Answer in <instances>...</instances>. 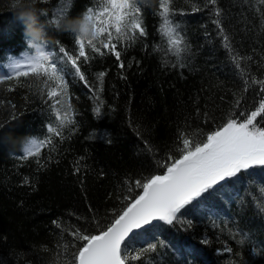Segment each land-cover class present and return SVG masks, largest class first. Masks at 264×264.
Here are the masks:
<instances>
[{
	"label": "trees",
	"instance_id": "obj_1",
	"mask_svg": "<svg viewBox=\"0 0 264 264\" xmlns=\"http://www.w3.org/2000/svg\"><path fill=\"white\" fill-rule=\"evenodd\" d=\"M65 2L38 0L36 8L47 50L64 46L76 55L75 34L50 23ZM67 3L62 22L83 18L89 8L100 11L105 0ZM137 3L146 34L114 39L119 61L106 49L100 55L86 47L89 59L78 64L87 84L70 65L58 64L66 89L56 107L69 114L58 126L52 101L45 103L46 77L3 79L9 58H21L28 43L9 0H0V264L69 260L79 246L71 233L106 228L141 193L136 181L164 173L179 157L183 138L202 142L264 99L253 83L264 81L261 0H170L169 19L183 38L179 54L161 32L159 0ZM256 122L264 127V114ZM48 125L60 135L48 133ZM32 138L50 143L25 158L23 146ZM262 207L264 167H256L207 192L172 225L134 235L127 252L142 255L129 264H264Z\"/></svg>",
	"mask_w": 264,
	"mask_h": 264
},
{
	"label": "snow or ice",
	"instance_id": "obj_2",
	"mask_svg": "<svg viewBox=\"0 0 264 264\" xmlns=\"http://www.w3.org/2000/svg\"><path fill=\"white\" fill-rule=\"evenodd\" d=\"M261 2L264 3V0ZM211 3L214 4L215 0H211ZM169 5L170 0H159L161 32L170 47L179 54L182 51L183 38L177 32L178 26L169 19ZM67 6L66 0L56 14L57 19L50 23H55L58 28L61 27L64 22L60 17L64 15ZM140 12L137 0H105L100 11H93L91 8L87 10L84 16L85 23L80 32H74L75 44L78 46L76 55L70 54L64 46H60L59 52L56 53L47 50L43 44L33 41L28 44V51L21 58H9L5 67L10 74L3 79H19L30 75L46 77L44 83L49 90L48 100L45 103L52 101L50 107L55 112L58 126L63 125L69 119V114L65 112L61 115V110L56 107L61 104V99L57 97H61L66 89L64 77L60 74L63 69L58 68V64L70 65L74 69V74L87 84L78 64L80 58L85 62L89 59L86 47H90L93 52L100 55L105 54L101 49H106L119 61L121 54L120 51H116L117 45L113 40L126 38L129 32L135 34L137 30L141 36L146 34L140 21ZM217 15H219L218 10ZM216 23L219 25V20ZM89 25L93 38L85 39L82 33L88 32ZM110 29H114L115 37ZM105 34V39H100ZM224 39L227 41L228 38L225 36ZM225 47L228 45L225 44ZM233 59L235 60L236 57ZM120 67H124L122 62ZM236 67L239 68L238 62ZM241 74H244L243 70ZM103 75L104 73L99 74L100 77ZM49 81L53 83L50 85ZM244 83L247 85L248 81L245 80ZM253 83H259L261 91L264 92V81L253 80ZM96 113L99 114V108L96 109ZM262 114H264V99H261L258 107L250 113L241 112L242 120L228 119L219 128L207 134L202 142L183 138L179 157L165 166L166 171L163 175L152 176L144 182L136 181V187L142 190L141 193L132 199L99 234H81L79 229L71 233L79 242V246H74V250L70 253L71 258L61 261L60 264H129L130 260H140L142 254L131 255L125 245L126 239L136 233V230L145 229V226L149 225L156 227L153 222L172 225L180 219L181 211L187 205L192 204L210 189L221 185V182L255 167H264V127L256 122ZM47 132L60 135L58 127L52 125L47 126ZM47 143H50V140L29 139L23 146V156L27 158L39 155ZM261 210L264 211V207ZM203 242L207 243V240ZM122 245H125L123 250ZM155 247V244H150L149 250H154ZM63 248L68 251V245H64ZM227 251L230 252L231 249Z\"/></svg>",
	"mask_w": 264,
	"mask_h": 264
},
{
	"label": "clouds",
	"instance_id": "obj_3",
	"mask_svg": "<svg viewBox=\"0 0 264 264\" xmlns=\"http://www.w3.org/2000/svg\"><path fill=\"white\" fill-rule=\"evenodd\" d=\"M38 0H9V5L13 11L15 18L24 25L25 38L28 44L33 41L47 46L50 42L46 37L45 24L40 21L38 15V9L36 5ZM85 23L83 18H74L67 20L62 24L64 30L71 32H80L82 25ZM85 39H92L93 33L91 30V25H89V30L86 34L82 33ZM27 38H32L31 40Z\"/></svg>",
	"mask_w": 264,
	"mask_h": 264
},
{
	"label": "water",
	"instance_id": "obj_4",
	"mask_svg": "<svg viewBox=\"0 0 264 264\" xmlns=\"http://www.w3.org/2000/svg\"><path fill=\"white\" fill-rule=\"evenodd\" d=\"M256 168V167H255ZM250 170H252V169H250ZM166 171V170H165ZM247 171H249V170H247ZM245 172V171H244ZM164 173H162V174H160V175H163ZM232 178H234V177H232ZM232 178H228V179H226L225 181H223V182H221V185H217L214 189H210V190H215L216 188H218V187H220V186H223V185H225V184H227V182L230 180V179H232ZM209 190V191H210ZM205 194L206 193H204V194H202V196L201 197H199V198H197V200L198 199H200V198H202L203 196H205ZM195 201H193L192 203H194ZM189 205H187L186 207H188ZM185 207V208H186ZM184 210V209H183ZM182 210V211H183ZM181 211V212H182ZM157 223H163V222H153V224H157ZM152 225H149V226H145V229H147V228H150ZM145 229H140V230H136V233H134V234H132V235H130V237L128 238V239H126V241H125V243L127 242V241H129V239H131L134 235H136V234H138V233H140L141 231H143V230H145ZM99 234V233H98ZM123 247H124V245H122V249H123Z\"/></svg>",
	"mask_w": 264,
	"mask_h": 264
},
{
	"label": "rangeland",
	"instance_id": "obj_5",
	"mask_svg": "<svg viewBox=\"0 0 264 264\" xmlns=\"http://www.w3.org/2000/svg\"><path fill=\"white\" fill-rule=\"evenodd\" d=\"M22 57V56H21Z\"/></svg>",
	"mask_w": 264,
	"mask_h": 264
}]
</instances>
